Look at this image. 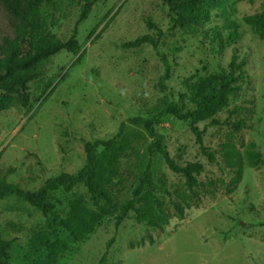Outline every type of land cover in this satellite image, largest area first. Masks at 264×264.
Listing matches in <instances>:
<instances>
[{
  "label": "rangeland",
  "instance_id": "rangeland-1",
  "mask_svg": "<svg viewBox=\"0 0 264 264\" xmlns=\"http://www.w3.org/2000/svg\"><path fill=\"white\" fill-rule=\"evenodd\" d=\"M19 1V11L14 13L7 0H0V70L17 47H24L17 60L25 63L37 44L67 41L83 5V0H53L41 7L37 26L31 0ZM262 11L264 0H224L209 20L187 34L174 26L171 0H99L88 19L77 26V52L62 49L12 76L27 80L30 100L27 106L14 102L0 110V176L25 190H36L60 173L75 174L86 163V141L108 139L127 119L151 118L171 103L183 110L193 108L194 104L179 98L186 92L185 81L229 71L234 53L246 60L247 79L214 117L225 119L238 104L251 107L252 121L234 138L238 146L254 141L264 158V39L243 21L244 16ZM234 25L241 37L237 41L229 38ZM216 31L225 43L222 51ZM146 34L155 38L157 47L123 46ZM80 54V62L70 67ZM208 123L209 119L198 126L205 128L204 143L217 151L230 128ZM156 129L176 159L204 163L199 180L229 179L227 170L202 155L187 121L168 115ZM126 136L120 179L111 196L113 214L104 216L95 232L66 252L58 264H101L106 251V264H264V164L245 167L234 192L219 189L214 196H203L199 207L187 210L182 220L171 219L163 231L136 223L133 213L118 225L115 215L132 196L148 163L159 194L161 185L174 188L185 180L170 170L161 155L148 152L153 138L142 126L129 124ZM73 195L93 202L83 184L68 190L59 187L50 200L61 217L67 215ZM45 225L42 212L24 199L0 200V234L13 241L11 264L22 262L33 232Z\"/></svg>",
  "mask_w": 264,
  "mask_h": 264
},
{
  "label": "trees",
  "instance_id": "trees-1",
  "mask_svg": "<svg viewBox=\"0 0 264 264\" xmlns=\"http://www.w3.org/2000/svg\"><path fill=\"white\" fill-rule=\"evenodd\" d=\"M53 0H31L34 24L40 26V9ZM99 0H83V5L72 35L67 41L48 40L37 44L33 54L25 63L18 62V57L24 54V47L14 49L0 70V90L5 94L0 95V110L6 109L12 103L27 106L30 100L28 83L26 79L15 80L12 76L19 70L35 64L39 59L47 57L66 49L77 52L80 42L77 38V26L88 19L93 5ZM224 0H171L172 10L175 13L174 26L179 27L187 34H193L196 28L204 21L211 18L212 10L219 8ZM9 9L18 13L19 0H7ZM243 21L249 25L255 34L264 39V11L246 15ZM219 38L220 49L224 46L221 34L216 31ZM239 40L240 33L234 25L230 37ZM143 44L157 47V41L149 34L140 36L123 44L126 48H137ZM234 53L229 63V71L220 70L208 76L185 81L186 92L180 93L182 102L194 104L193 108L183 110L176 103H171L160 110L151 118L134 116L120 124L117 133L108 139L86 141L84 150L86 163L75 173H60L45 181L36 190H25L18 183L8 182L0 176V200L9 196L24 199L35 206L46 217L44 228L35 230L28 243L27 249L22 254L19 264H58L59 259L73 247L90 237L100 225L104 216L112 215V191L119 182L121 158L127 148L126 128L129 124L142 126L153 138L148 146L151 155L159 154L166 165L185 180L182 184L173 187L161 185V194L155 191V181L151 164L148 163L137 185L132 191V196L122 205L115 215L119 225L130 217L138 224H144L155 230L163 231L171 219L182 220L186 211L199 207L203 196H214L219 189L226 194L234 192L242 181L245 167L258 168L264 164V158L254 141L246 144L241 142L238 146L234 135L243 128H247L252 121L253 109L245 105H235L228 110V115L221 120L214 117L215 113L228 106L230 97H234L242 90L243 82L247 79L244 69L246 60L240 59ZM81 60V54L73 61L70 67ZM173 115L187 121L195 135L196 143L201 153L209 163L218 164L222 170L230 173L229 179L222 177L199 180L198 176L205 171V165L200 160L181 162L172 156L164 144L163 135L158 132L156 125L162 117ZM209 119L210 125L230 128L228 133L220 140L217 151L212 150L204 143L205 128H200L198 123ZM217 155L222 158L218 161ZM83 184L93 198L87 202L82 195H73L68 202L69 210L65 217L56 212L55 204L50 200L51 192L59 187L67 190ZM67 234L62 235L61 229ZM149 241L153 243V238ZM114 242L112 238L107 250ZM13 241L2 237L0 234V264H11L10 249ZM142 244V243H141ZM107 263V251L101 258V264Z\"/></svg>",
  "mask_w": 264,
  "mask_h": 264
}]
</instances>
